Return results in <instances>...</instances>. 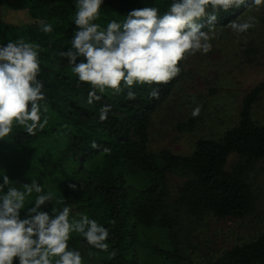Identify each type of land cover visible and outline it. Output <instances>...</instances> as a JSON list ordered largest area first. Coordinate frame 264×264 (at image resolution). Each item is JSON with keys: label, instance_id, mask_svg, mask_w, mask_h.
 Wrapping results in <instances>:
<instances>
[{"label": "trees", "instance_id": "obj_1", "mask_svg": "<svg viewBox=\"0 0 264 264\" xmlns=\"http://www.w3.org/2000/svg\"><path fill=\"white\" fill-rule=\"evenodd\" d=\"M0 6L31 17L0 21V165L40 183L0 206V264H195L211 223L255 213L264 124L253 113L264 81L245 94L236 124L198 138L190 154L155 139L196 48L230 29H264V0ZM253 42L250 62L261 52ZM173 122L191 131L196 119ZM205 262L264 264V227Z\"/></svg>", "mask_w": 264, "mask_h": 264}, {"label": "rangeland", "instance_id": "obj_2", "mask_svg": "<svg viewBox=\"0 0 264 264\" xmlns=\"http://www.w3.org/2000/svg\"><path fill=\"white\" fill-rule=\"evenodd\" d=\"M0 21L23 25L30 22L31 17L27 10L0 6ZM251 28L245 32L230 29L213 34L205 46L196 48L187 62L191 72L175 92L174 111H167L156 122V147H169L176 153L190 154L198 138H218L236 124L245 94L264 81V29L258 23ZM245 39L247 45H243ZM252 40L260 44L261 52L254 55L251 51L254 60L250 62L243 59V54L247 53ZM253 115L257 123L264 124V96L255 105ZM190 117L196 119L191 131L174 125V120H188ZM236 159L233 154L229 165ZM260 167L257 186L261 187V198L255 213L244 219L228 218L211 223L204 234L207 245L201 241V248L197 249L201 256L196 258L195 264H205L211 256L216 257L225 249L249 240L264 227V162ZM30 178L25 167L16 168L6 162L0 165V206L19 204L28 198L22 189L24 186L39 188L40 183ZM179 180L173 178L175 183Z\"/></svg>", "mask_w": 264, "mask_h": 264}]
</instances>
